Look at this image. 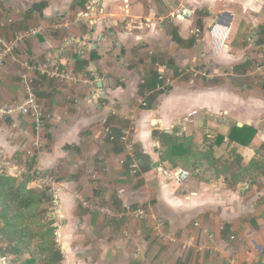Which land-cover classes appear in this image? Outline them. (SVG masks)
Here are the masks:
<instances>
[{"label":"crops","instance_id":"0c3cea01","mask_svg":"<svg viewBox=\"0 0 264 264\" xmlns=\"http://www.w3.org/2000/svg\"><path fill=\"white\" fill-rule=\"evenodd\" d=\"M39 25L56 28L25 41L18 58H55L77 82L35 74L43 148L27 155L32 123L20 118L0 130V152L56 179L61 264H264V68L255 71L264 67V0H0L4 38ZM162 67L165 92L157 89ZM18 71L11 63L0 72V100L19 96ZM102 119L116 139L130 131L137 175L124 145L103 136ZM234 126L255 131L249 144L230 141ZM154 132L190 140L193 164L162 162ZM180 170L189 174L183 182ZM28 186L37 188L31 179ZM75 193L116 209L143 207L205 249L176 257L149 221L100 216Z\"/></svg>","mask_w":264,"mask_h":264},{"label":"built area","instance_id":"2783aa9c","mask_svg":"<svg viewBox=\"0 0 264 264\" xmlns=\"http://www.w3.org/2000/svg\"><path fill=\"white\" fill-rule=\"evenodd\" d=\"M56 26L45 27L42 25L29 28L23 31H19L13 34L11 39H6L0 35V72L3 68L11 63H15L19 67L18 71V86H19V96L12 100H0V130L4 131L6 124L11 120H16L20 118H28L32 123L33 129V139L31 141V149L28 150L27 155L30 157L35 150L43 148V135L45 132V122L46 114L43 104L37 97L36 90L34 87V75L41 74L51 80H56L58 82H63L66 84H74L77 82V77H75L71 72L62 68L59 62L55 58L46 57L42 62L33 63L27 60H20L17 56V51L21 48L23 43L27 40L36 38L37 36L43 34L44 32L54 29ZM194 36L196 40L199 39V30L194 31ZM76 54L83 56V50L76 51ZM264 67L256 66L255 71L261 74V70ZM161 72L158 73V86L157 89L161 91H166L169 87L170 81L166 79L164 73V67H162ZM189 73L193 77L206 76L207 74L196 71L194 68L189 69ZM102 134L109 141H119L124 145V150L128 159V169L131 176H135L140 171V161L137 158L134 150V144L131 139L130 131H122L121 135L116 139L111 132L110 127L107 125L106 120H101ZM0 168L5 170V174L14 178H25L29 177L36 187L39 189L49 188L52 193L53 187L57 185L56 179L40 170L39 168L29 165V160L24 158L19 161L13 159L4 161L2 158V153L0 152ZM189 176L188 172L185 170H180L176 174V180L178 182H183ZM58 191L54 194L52 193V204L54 212H49L56 218V210L58 204ZM75 200L78 205L85 208L91 212H97L100 216L106 217L108 219H122L134 220L139 222H150V231L152 236L157 242L169 245L175 250V256L178 257L181 254H185L190 251V249L195 250V252H201L205 249L204 245H194L190 240L181 241L177 236H175L171 231L166 229V222L162 216L151 215L146 212L143 207H132L130 205H124L121 209H116L112 206H102L95 201H90L80 197L79 194L75 193ZM198 224H195L197 226ZM59 229V227L57 228ZM121 235L124 238L131 239L132 235L127 231L123 230ZM59 230L55 231V241L59 245L61 252V244L59 239ZM209 238H213L212 234H208ZM234 237H229L228 241H233ZM142 252L136 250V257H140ZM4 264H9L10 257H2ZM235 258H231V264H235Z\"/></svg>","mask_w":264,"mask_h":264},{"label":"trees","instance_id":"16d2710c","mask_svg":"<svg viewBox=\"0 0 264 264\" xmlns=\"http://www.w3.org/2000/svg\"><path fill=\"white\" fill-rule=\"evenodd\" d=\"M255 131L234 126L230 141L250 143ZM161 144L160 160L172 166L192 165L190 140H179L175 134L154 132ZM30 179L14 178L0 168V256L10 257L9 264H61L63 255L55 241L56 218L49 188L29 187Z\"/></svg>","mask_w":264,"mask_h":264},{"label":"rangeland","instance_id":"374dc122","mask_svg":"<svg viewBox=\"0 0 264 264\" xmlns=\"http://www.w3.org/2000/svg\"><path fill=\"white\" fill-rule=\"evenodd\" d=\"M49 211H51V212H54V210H53V209H51V210H49Z\"/></svg>","mask_w":264,"mask_h":264},{"label":"water","instance_id":"95a60500","mask_svg":"<svg viewBox=\"0 0 264 264\" xmlns=\"http://www.w3.org/2000/svg\"><path fill=\"white\" fill-rule=\"evenodd\" d=\"M98 86H100V84H98ZM101 87V86H100Z\"/></svg>","mask_w":264,"mask_h":264}]
</instances>
